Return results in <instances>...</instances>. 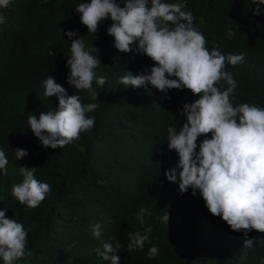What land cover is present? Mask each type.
Returning <instances> with one entry per match:
<instances>
[{
	"label": "trees",
	"instance_id": "1",
	"mask_svg": "<svg viewBox=\"0 0 264 264\" xmlns=\"http://www.w3.org/2000/svg\"><path fill=\"white\" fill-rule=\"evenodd\" d=\"M81 2L91 0H11L10 7L0 8L6 20L0 24V149L8 159L7 174L0 170V211L7 209L6 218L23 224L28 232L26 253H31L16 264H111L96 249L103 251L104 243L115 247L117 242L120 264H264V233L252 230L245 236L243 231H232L210 213L199 192L193 196L189 188L182 194L179 184L167 179L166 172L179 160L175 150L168 149V128L176 125L179 131L186 120L179 114L183 104L199 97L186 88L162 93L151 86L119 84L128 71L138 75L155 62L146 54L117 50L107 32L113 23L110 18L95 34L89 33L75 11ZM166 2L186 5L182 10L193 13L194 27L204 34L210 51L218 44L225 55L246 53L243 62L226 64L224 69L237 82L230 102L264 108V14H254L256 4ZM117 3L124 6L122 0ZM229 28L235 32L231 38ZM68 30H78L73 39L81 38L86 50L99 49L92 53L101 60L94 71L107 81L103 86L93 81L97 100L87 91L77 93L83 104L99 105L86 113L95 118L94 127L64 148H45L32 132L28 116L39 118L41 112L58 107L57 96L44 94L43 81L49 76L69 96L76 94L67 82ZM216 86L221 91L228 87L223 80ZM203 139L204 135L198 138V145ZM17 148L29 155L18 161L13 151ZM24 165L37 167L35 178L51 188L36 208H27L12 195V186L23 181L19 169ZM141 207L151 213L145 214L143 225L137 219ZM96 224L101 225L100 238L93 236ZM148 227L151 243L129 253L128 233L144 234ZM247 240L252 247L244 250ZM152 245L159 255L149 259Z\"/></svg>",
	"mask_w": 264,
	"mask_h": 264
},
{
	"label": "clouds",
	"instance_id": "2",
	"mask_svg": "<svg viewBox=\"0 0 264 264\" xmlns=\"http://www.w3.org/2000/svg\"><path fill=\"white\" fill-rule=\"evenodd\" d=\"M91 0L75 6L80 21L89 33H96L101 22L110 18L113 22L107 28L114 37V47L122 53L147 55L154 66L134 75L128 71L118 80L124 86L139 88L151 86L162 93L170 89H188L199 98L195 102L183 104L179 114L186 118L182 128H168V149L178 154V163L166 172L168 181L179 184L183 194L192 189L202 196L206 207L213 216H218L230 226L232 231H243L247 236L252 230L264 233V108L248 103L233 106L230 96L235 93L237 82L231 73L225 71L226 64L236 65L244 61L246 53L227 55L219 51V45L206 47V38L194 27L195 17L191 11L185 12L184 3H168L166 0ZM256 4L254 14H264V0H252ZM11 0H0V8H8ZM6 23L0 15V24ZM71 41V55H66V66L70 68L67 82L76 89V94L68 95L65 88L52 76L44 81L45 95L57 96L59 105L55 110L43 111L28 116V124L42 145L53 149L64 148L79 139L80 133L94 127L95 118L86 113L96 110L95 103L83 104L78 92L87 91L92 100L99 94L93 89V81L103 86L106 76L97 77L94 71L101 60L92 53L99 49L92 46L85 49L78 30L66 32ZM227 35L235 36L232 28ZM215 42V38H213ZM175 77V78H172ZM225 81L226 90L221 91L216 84ZM170 98V97H166ZM211 134V138H208ZM204 135L199 145L198 138ZM199 147V151L197 148ZM16 159L29 155L27 150H13ZM8 159L0 149V170L7 174ZM37 167H20L23 181L12 186V195L27 208H36L50 193L47 183L40 182L34 173ZM103 183V181H100ZM7 209L0 211V259L3 264H16L26 255L28 232L22 223L6 218ZM145 214L141 207L137 213L140 224H144ZM152 228L144 234L129 232L128 252L151 243ZM103 235L101 225L93 226L94 238ZM252 241L243 243V249L252 247ZM121 248L119 242L113 247L103 244V251L96 249L103 260L120 264L116 255ZM106 253H113L109 257ZM159 255V249L152 245L147 252L149 259ZM43 259L42 256L38 257Z\"/></svg>",
	"mask_w": 264,
	"mask_h": 264
}]
</instances>
